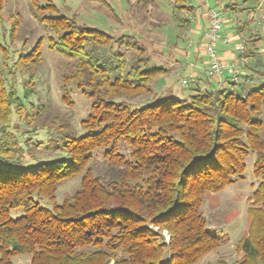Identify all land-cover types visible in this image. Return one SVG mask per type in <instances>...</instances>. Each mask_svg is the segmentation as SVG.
Segmentation results:
<instances>
[{
    "label": "trees",
    "instance_id": "obj_1",
    "mask_svg": "<svg viewBox=\"0 0 264 264\" xmlns=\"http://www.w3.org/2000/svg\"><path fill=\"white\" fill-rule=\"evenodd\" d=\"M28 5L45 39L26 48L21 38L18 51L0 41V264L17 254L30 255L25 264H195L219 245L201 210L204 199L244 178L249 153L259 181L234 264H264V83L248 85L249 74L204 89L194 77L187 97L156 95L153 85L168 69L152 63L136 35L87 26L52 0ZM194 8L172 0L170 18L179 33L190 31ZM10 26L13 44L17 17ZM44 40L68 59L62 101L71 104L69 84L90 101L80 120L84 133L70 114L31 99L38 94ZM262 69L256 60L252 70L261 76ZM39 131L63 154L27 165L24 158L40 150L32 137ZM98 149L103 164L96 171ZM75 176L79 186L58 201L59 185Z\"/></svg>",
    "mask_w": 264,
    "mask_h": 264
},
{
    "label": "rangeland",
    "instance_id": "obj_2",
    "mask_svg": "<svg viewBox=\"0 0 264 264\" xmlns=\"http://www.w3.org/2000/svg\"><path fill=\"white\" fill-rule=\"evenodd\" d=\"M61 13L66 15H75L76 20L87 26L97 27L113 34L132 33L137 36L138 42L146 49L147 54L152 58V63L162 65L168 68L166 77L157 79L153 85L155 94L167 95L176 87L181 88L183 93L191 91L192 84L182 85L183 78H190L189 70H178L180 68L179 59L186 60V51H189V39L199 41L201 37L192 36L190 32L179 33L176 25L170 18L172 0H52ZM196 13H201L203 5L212 0H187ZM211 1V2H210ZM239 0L237 3H242ZM105 2V3H104ZM247 8L244 10L231 9L225 11V17L231 16L236 20L244 21V37L241 42H245L246 48L254 54L249 56L248 60L252 63L251 71L253 78L260 83H264V75H257L252 70L255 61L264 63V0H246ZM29 0H4L3 19L0 21V41L10 49L18 51L21 47V38L28 40L26 48H30L34 41L39 37H45L46 31L34 20L29 10ZM227 0H220L218 9L222 11ZM240 4H236L238 7ZM259 6V7H257ZM249 7V9H248ZM256 9L252 18L248 10ZM223 14V12H221ZM115 14L116 17H112ZM187 17L189 13L182 12ZM17 17L19 20L18 38L13 44L10 43V18ZM235 24V23H234ZM253 34V35H252ZM250 40L247 41L248 37ZM45 39V38H44ZM257 43L256 48L254 44ZM247 49V50H248ZM42 62L38 69L37 90L38 94L31 99L34 102H49L53 110L60 113L71 115L72 125L78 133H84L85 130L80 125L90 110V101L73 84L68 85L71 104L67 105L62 101L61 72L64 64L68 61L64 56L51 51L44 40L41 47ZM190 52V51H189ZM262 69L260 72H263ZM170 84V90L167 85ZM175 91V90H174ZM182 92H172L173 96L183 98ZM158 94V95H159ZM147 99L139 98L138 103ZM260 117L264 120V107ZM264 138V123L262 129ZM23 136V138H25ZM33 140L40 144V150H34V159L24 158L27 165H33L40 161L53 160L62 155L56 151L51 144L47 142L48 137L44 131H39L32 135ZM255 159L254 153H249L245 159L246 168L244 178L234 184L226 186L219 192L207 194L202 204L201 210L207 218L211 232L219 237L218 247L205 254L195 264H234L240 258V254L235 250V243L247 234L249 226L248 207L252 202V192L255 189L259 179L253 175L252 166ZM103 164L101 149L94 152V169L101 170ZM79 176H75L59 185L56 197L61 201L69 196L79 186ZM49 205L47 199L42 201ZM21 211L12 210L11 215L16 216ZM165 238L168 235L164 231ZM30 259L29 254H17L11 258V264H25Z\"/></svg>",
    "mask_w": 264,
    "mask_h": 264
},
{
    "label": "crops",
    "instance_id": "obj_3",
    "mask_svg": "<svg viewBox=\"0 0 264 264\" xmlns=\"http://www.w3.org/2000/svg\"><path fill=\"white\" fill-rule=\"evenodd\" d=\"M241 1V0H240ZM211 2V1H210ZM213 2V6L210 5V3H208L209 5H207L206 3L203 5V9L201 10L202 12L196 13L194 11V15L191 16V19L193 21L191 29H190V34L197 35L198 37H201V39H199V41H193L191 39H189V51H186V60L184 62H182L180 59L179 61L180 63V68L178 70H189V76L191 77H195L197 79V84L200 88H210L213 85L218 86L219 82L221 80H224L226 75H219V76H212V77H208L206 74L207 72V62H206V57H205V53H204V43H205V33L207 30V8L208 7H215L219 4L220 0H212ZM227 4L224 5V8L222 9V11L220 9H218V7H216L218 10H220L221 12H223L222 14V27H221V35L225 36L228 38L229 42L228 44H225L222 41H219L217 44V50L218 53L221 57V59L224 62H235L237 61L238 57H239V53L234 49V45L241 42L240 40H242V38L244 37L243 35V30H244V21L242 20H235L231 17H225L224 12L225 11H229L231 9H239V10H244L247 8V3L245 1H243L242 3H237L239 2V0H227ZM236 4H240L238 7L236 6ZM219 6V5H218ZM259 7V6H257ZM249 9V7H248ZM257 8L255 9H251L248 10V12L250 13L251 17H254V14L256 13ZM235 23V24H234ZM253 35V34H252ZM257 43L254 44V48H256ZM248 49V48H246ZM254 53L257 55L258 51L253 50ZM246 54V53H245ZM244 54V58H245V64L243 66H239V70H240V76H246L249 75V72L251 71V65L252 63L248 60V53L245 56ZM253 54V57L256 56ZM167 68V67H166ZM168 69V68H167ZM168 74V73H167ZM167 75L163 76L162 78L166 77ZM161 79V78H158ZM248 85H251L252 83L257 82L256 78L252 77V80L250 79V77H248L247 79ZM168 89L170 90V84L167 85ZM182 92L181 88H179L178 90L176 89V87H174L171 91V93L175 92ZM191 91L183 93L182 95L183 97H187L190 94Z\"/></svg>",
    "mask_w": 264,
    "mask_h": 264
},
{
    "label": "built area",
    "instance_id": "obj_4",
    "mask_svg": "<svg viewBox=\"0 0 264 264\" xmlns=\"http://www.w3.org/2000/svg\"><path fill=\"white\" fill-rule=\"evenodd\" d=\"M208 1V0H201ZM222 13L216 7L207 8V30L205 33L204 53L207 62V72L211 76L226 75L230 81H241L239 66L245 64L244 53L246 46L243 42L234 45V49L239 53V57L235 62H224L217 50L219 41L228 44L227 37L221 35ZM195 82L194 77L181 80L182 85H188ZM224 80L219 82V85L225 84Z\"/></svg>",
    "mask_w": 264,
    "mask_h": 264
}]
</instances>
